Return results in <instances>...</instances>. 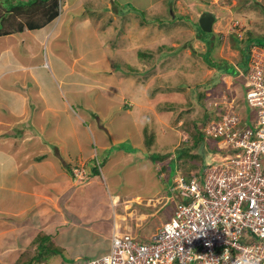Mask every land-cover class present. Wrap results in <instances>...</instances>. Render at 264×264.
Wrapping results in <instances>:
<instances>
[{"label":"crops","instance_id":"1","mask_svg":"<svg viewBox=\"0 0 264 264\" xmlns=\"http://www.w3.org/2000/svg\"><path fill=\"white\" fill-rule=\"evenodd\" d=\"M71 3V0H65L58 20L42 28L0 36V222L18 225H33L37 221L45 223L48 227L43 234L53 242L55 240V246L60 250V231L68 233L72 229L83 228L91 234V238L85 240L90 248L102 247L97 239L99 237L110 244L114 232H119L115 218L111 219L115 210L113 202L127 196H108L104 184L99 183L101 176L94 174L97 169L93 160L96 158L94 145L98 143L102 151H110L113 147L117 151L122 150L120 145L127 139L120 138L118 133L123 127L115 123V119H124L126 113L131 114L132 107L136 109L143 101L144 104L155 102L147 88L139 97L135 92L138 85L143 86L142 72L150 68L142 57L151 56V53L143 54L142 50L149 46L145 50L155 52L152 42L135 44L129 39L136 29L140 30L143 26L136 21V9L161 15L170 3L171 14L189 17L198 25L200 17L212 14L215 18L212 27L214 37L224 26L233 30L237 20L244 22L251 34H257L256 37L264 36V14L260 12L264 13V0H101L100 9L111 8V3L119 7L112 13L115 19L123 22V28L104 26L106 32H112L119 43L95 50L90 59L79 52V56L71 60L68 53L75 52L79 39L75 48L69 47L68 43L59 48L56 45L59 33L55 29L51 35H56L54 49L47 64L28 63L29 59L34 60L35 53L24 51L27 49L13 55L18 44L10 36L19 33L17 36H21L20 41L23 42L29 34L33 42L38 43L36 40L40 42L52 31L50 25L54 21L57 24L62 20L58 28L60 31L65 29V22L74 20L70 17L73 15ZM66 11L69 13L63 15ZM105 13L96 11L94 16L103 18L110 12ZM132 22L137 23L133 30L129 27ZM69 30L72 32L71 28ZM85 30L91 32L89 28ZM198 36L210 43L199 33ZM132 37L137 38V34ZM172 45L176 47L175 43ZM185 53L189 56L192 51ZM61 54L66 58H61ZM239 56L241 52L237 53L234 62L230 61L235 67L241 59ZM79 61L86 66L79 65ZM135 62L140 70L130 66ZM75 107L80 111L76 112ZM128 139L133 142L132 134ZM131 147L130 150L123 148L122 152L131 155L134 148L137 149L133 145ZM74 167L83 168L87 179L81 181L75 177L72 172ZM165 194L163 199L166 200L168 193ZM133 197L142 198L138 195ZM96 199L100 200V205L95 203ZM8 216L22 221H6ZM86 217L91 218L90 221L84 220ZM107 246L104 245L103 250ZM67 255L75 257L70 250Z\"/></svg>","mask_w":264,"mask_h":264},{"label":"rangeland","instance_id":"2","mask_svg":"<svg viewBox=\"0 0 264 264\" xmlns=\"http://www.w3.org/2000/svg\"><path fill=\"white\" fill-rule=\"evenodd\" d=\"M13 1L15 0H0V15L6 12L7 5L9 6V3ZM71 1L73 15L70 17L74 20H70L71 23L65 22L67 25L65 29L60 31L58 28L62 20L57 21V24L54 21L50 25L52 31L46 38L41 39V41L44 40L43 43L38 40H36L38 43L33 42L34 39L29 34L25 36L26 41L23 42L20 41L21 36H17L19 33L16 36L12 35L10 37L14 38L18 44V47L13 50V55L16 56L19 51L27 49L24 51L35 53L34 60L28 58V63L47 64L51 61V51L54 49L56 35L54 34L53 37L51 35L55 29L59 33L56 42L59 48L65 47L66 43L69 47L75 48L79 39V45L74 50L75 52L70 51L68 53L71 60L79 56V52L90 59L95 50L106 49L115 42L119 43V40L112 36V32L108 34L104 28L106 24L123 28V22L113 17L112 12L119 9L117 5L111 3V8L102 7L100 9L98 6L101 0ZM75 1L76 4H74ZM169 7L170 3L168 8H164L161 15H152L140 8L134 12L136 21L141 22L143 26L133 33L137 34V38L134 39L133 34L131 35L129 38L131 43L152 42V49L155 50V52L145 50L149 46L142 50L143 54L151 53V56L142 57L150 64V68L142 72L143 86L138 85L135 92L139 97L142 95L143 89L147 88L150 91L152 101L155 102L144 104L143 101L141 106H136V109L132 107L131 114L126 113L124 119H115V123L123 127L118 133L121 135L120 138L127 139V142L120 145L121 149L130 150L132 145L137 149L134 148L131 155H125L122 150L117 151L115 147L111 148L110 151H102L98 143L94 145L96 158L93 160L101 176L99 183L104 184L103 187L108 196L116 194L122 197L127 196L113 202L115 212H112L111 219L115 218L118 224V226L116 225L118 233H130L133 236L137 235L138 238L151 237L163 222L165 223L172 217L175 208L174 203L171 202L165 206L167 203L163 197L171 189L172 177L178 172L190 173L189 166L192 163V159L187 156L177 157V151L182 148L183 143L189 141L196 122H198L197 125L201 130L205 127L202 124V120L205 119V109L209 111V114L218 112L217 110L226 106L229 107L228 111H232L229 103H232L231 100L235 98L243 111L242 113L246 109V113L249 116L252 115L251 108L248 105L246 107L244 103L243 77L226 75L219 69V67H225L230 61L234 62L237 53L241 51V49L236 48V45L243 42L249 33L244 22L237 20L235 27L232 26L234 27L233 30H227L228 27L224 26L218 30L219 32L214 37L213 32L201 31L197 21L193 22L189 17H183L180 14L174 16ZM100 10L104 13L110 12L103 17V21V18L94 16L96 11L100 12ZM260 12L264 14L261 10ZM68 13L66 11L63 15ZM17 19L5 25L6 31H10L12 27H17L20 21L25 22L27 20L25 17ZM35 20L40 22V18ZM136 24L130 23V29L133 30ZM69 28L72 29V32ZM86 28H89L91 32L85 30ZM197 32L210 43L202 41ZM256 35L253 33L251 38L261 39L264 42L263 35L258 37ZM37 36L40 34L37 33ZM172 43H175L176 47ZM126 45H129L128 39ZM187 50L192 51L189 56L185 53ZM60 57L66 58L64 54H61ZM78 64L86 66L80 61ZM130 66L140 70V67L136 66V62ZM137 74L135 73V75ZM226 81H231V83ZM150 82L152 83L150 84ZM94 105L98 106L95 103ZM102 109L106 111V107ZM235 109L236 106L233 105V110ZM75 110L76 112L80 111L78 107H75ZM109 114V117H112V114ZM87 124L90 126L88 122ZM129 134H132L133 142L128 139ZM149 137L150 139H147ZM210 144L212 145L211 141ZM219 154H207L204 156V160L202 158L194 159V162L199 166L204 165L206 167V165L217 160L221 156ZM262 163L264 167V156ZM196 171L198 170H194V172ZM136 195L142 198L134 199L133 196ZM158 198L159 201H157ZM92 200L94 201V199ZM95 203L100 205V200L96 199ZM98 204L97 207L101 210ZM103 205L106 209L104 202ZM102 214L104 213L102 212ZM8 219L10 222L21 220L12 216L6 217V221ZM90 219L84 218L86 221H90ZM18 224L0 222V264H26L31 259L33 261L37 255L38 242L48 227L47 224L40 221L33 225H29V223ZM59 234L61 235L59 238L61 250L58 246L57 250L60 253L52 254L50 250L55 244L57 245V242L55 240L54 242L48 241L47 245L51 248L49 247L44 251L40 255V259L35 258L36 264L81 263L106 253L110 248L107 240H101L102 237L97 238L102 247H88L85 240H89L91 234L83 228H76L75 231L72 229L68 233L60 231ZM93 237L96 238L95 235ZM106 244L108 246L103 250V246ZM69 250L76 258L67 255ZM38 260L40 263H37Z\"/></svg>","mask_w":264,"mask_h":264},{"label":"built area","instance_id":"3","mask_svg":"<svg viewBox=\"0 0 264 264\" xmlns=\"http://www.w3.org/2000/svg\"><path fill=\"white\" fill-rule=\"evenodd\" d=\"M253 46L247 71L237 68L252 115L235 98L232 111L210 113L204 135L224 153L200 174L173 177L172 217L149 238L115 231L106 253L66 264H264V47Z\"/></svg>","mask_w":264,"mask_h":264},{"label":"trees","instance_id":"4","mask_svg":"<svg viewBox=\"0 0 264 264\" xmlns=\"http://www.w3.org/2000/svg\"><path fill=\"white\" fill-rule=\"evenodd\" d=\"M7 7L8 8L6 9V12L3 15H0V36L10 35L16 32H23L25 29L34 31L46 26L58 17L60 10V0H15L10 2L9 6L7 5ZM22 17L27 18V20L25 22L20 21L17 27H12L10 31H6L5 25H7V23L12 22L14 19L18 20L17 18ZM36 18H40V22L35 20ZM247 34L248 35L243 40V42L237 43L236 45V48L241 49V59L239 64H237L238 67H235V65L233 66L230 63L226 64L223 68L219 67V69L223 71V74L236 77L238 75L237 68L247 71L251 57V47L253 44L264 47V42L261 39L251 38L252 34L250 31ZM236 41L238 42L237 39ZM205 113V119L202 120V124H204V126L206 125L210 115L207 109H205ZM197 124L198 122L195 123L194 130L191 132L189 141L183 143L182 148H179L177 151V157L180 158L182 156H187L192 159L191 166H189L191 169L190 173L183 172L184 174H200L207 167V165L206 167H204V165L199 166L194 162V159L202 158V160H204V156L207 154L211 155L223 152L218 149V146L215 142L211 141L212 145L210 144V141L206 139L204 135L203 128L201 130ZM150 137L147 139H150ZM194 170L198 171L194 172ZM96 173L99 174L98 169H95L94 174ZM48 241H52L48 235L45 234L43 237H41L40 241L38 242L37 255L35 256L36 259H40V255L50 247L47 245ZM50 252L56 255L60 253V251L57 250V246H54ZM31 260H29V262L26 264H36L34 260ZM38 262L40 263V260H38L37 263Z\"/></svg>","mask_w":264,"mask_h":264},{"label":"water","instance_id":"5","mask_svg":"<svg viewBox=\"0 0 264 264\" xmlns=\"http://www.w3.org/2000/svg\"><path fill=\"white\" fill-rule=\"evenodd\" d=\"M214 20H215L214 16L210 13H207V14L203 15L202 17H200V19L198 21L199 26L205 32H212Z\"/></svg>","mask_w":264,"mask_h":264},{"label":"clouds","instance_id":"6","mask_svg":"<svg viewBox=\"0 0 264 264\" xmlns=\"http://www.w3.org/2000/svg\"><path fill=\"white\" fill-rule=\"evenodd\" d=\"M25 1V0H24ZM63 1L64 0H60V10H59V15H58V17L61 15L60 13H61V9H62V3H63ZM57 17V18H58ZM258 46H260V45H258ZM260 47H262V46H260ZM245 92V91H244ZM243 112V111H242ZM76 168H80V167H76ZM74 169H75V167L72 169V172H73V175L75 176V177H77L75 174H74ZM84 179L86 180L87 179V176H86V172H85V177H84ZM84 179H79V180H84ZM172 183V182H171ZM170 191V190H169ZM169 191H168V195H169ZM167 204H170V203H167ZM168 221V220H167ZM66 264V263H65ZM243 264H247V260H245L244 262H243Z\"/></svg>","mask_w":264,"mask_h":264}]
</instances>
